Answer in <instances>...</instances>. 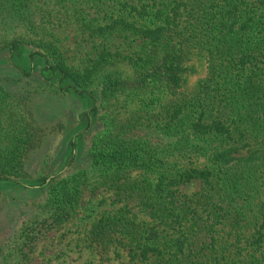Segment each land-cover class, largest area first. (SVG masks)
Returning a JSON list of instances; mask_svg holds the SVG:
<instances>
[{
    "label": "trees",
    "instance_id": "obj_1",
    "mask_svg": "<svg viewBox=\"0 0 264 264\" xmlns=\"http://www.w3.org/2000/svg\"><path fill=\"white\" fill-rule=\"evenodd\" d=\"M116 2L118 13L85 27L101 35L133 34L141 47L124 52L103 44L76 66L39 22L34 0H0L1 46L8 52L22 41L38 47L28 50L29 60L41 55L40 74L55 76L60 90L85 94L115 60L138 73L129 85L115 76L114 85H125L114 97L126 115L120 119L116 110L92 144L89 165L59 178L47 214L24 223L18 256L29 257L42 232L74 216L85 188H104L109 203L86 235L99 253L94 264H106L119 246L127 256L120 264H264V0ZM145 16L149 22L138 20ZM194 56L205 62V73L189 88L198 70ZM106 82L102 95L110 89ZM87 95L95 103L92 92ZM143 123L167 141L126 135V128ZM41 136L26 103L0 85L1 180L25 175V154ZM201 156L207 161L199 162ZM59 175H44L41 182ZM193 179L197 190H180Z\"/></svg>",
    "mask_w": 264,
    "mask_h": 264
},
{
    "label": "rangeland",
    "instance_id": "obj_2",
    "mask_svg": "<svg viewBox=\"0 0 264 264\" xmlns=\"http://www.w3.org/2000/svg\"><path fill=\"white\" fill-rule=\"evenodd\" d=\"M87 1L34 0L39 22L54 35L50 36L62 47L70 63L85 65L103 44L116 45L124 52H133L141 47V41L133 34L101 35L87 29L88 21L96 22L105 14L120 11L116 0H109L100 7L91 6L90 0L86 4ZM147 16L138 20L149 22ZM31 48L39 49L22 41L17 50L8 52L0 44V85L26 103L42 134L41 141L25 154V175L0 179V264H19L20 258L23 264H94L100 261L99 253L89 245L86 235L93 219L109 203V192L104 188L94 192L85 188L74 216L58 229L42 232L29 257L18 256L19 232L25 222L47 214L46 204L59 178L89 165L92 144L105 127L112 124L116 110L121 111L117 115L120 119L126 115L122 103L114 97L125 85L121 82L114 85L117 81L115 76L118 75L129 85L131 76L138 73L124 62L112 61L101 71L103 74L95 76L93 82L84 87L85 94L80 95L60 90L55 76L47 79L42 76L39 71L44 59L36 55L29 60L27 52ZM191 61L198 70L189 76V88L205 73V62L201 57L194 56ZM105 79V85L110 89L107 95H102ZM111 84L115 90H112ZM87 92L95 96V103ZM119 97L122 98L123 94ZM92 103L95 110L90 109ZM126 135L158 141H167L168 137L147 123L126 128ZM206 161L203 156L199 159V162ZM55 172L60 174L59 177L48 183L41 182L44 175ZM179 188L183 192H193L199 188V180L182 183ZM126 259L125 249L119 246L111 249L103 260L106 264H120Z\"/></svg>",
    "mask_w": 264,
    "mask_h": 264
}]
</instances>
